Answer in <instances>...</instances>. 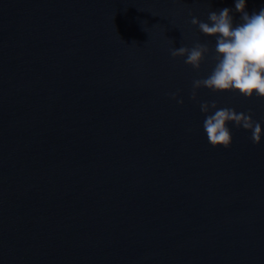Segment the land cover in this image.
Instances as JSON below:
<instances>
[{"label": "water", "instance_id": "1", "mask_svg": "<svg viewBox=\"0 0 264 264\" xmlns=\"http://www.w3.org/2000/svg\"><path fill=\"white\" fill-rule=\"evenodd\" d=\"M235 2L0 0V264H264V138L214 147L200 109L264 127V99L193 100L214 53L170 51Z\"/></svg>", "mask_w": 264, "mask_h": 264}, {"label": "clouds", "instance_id": "2", "mask_svg": "<svg viewBox=\"0 0 264 264\" xmlns=\"http://www.w3.org/2000/svg\"><path fill=\"white\" fill-rule=\"evenodd\" d=\"M245 9L246 0H236L235 10L242 14L243 22L235 27L229 8L221 9L219 13L209 12V22L192 17L191 23L197 25L204 35L216 38L214 48L207 43L197 42L191 48L182 46L170 50L172 57H186L185 63L197 70L206 57L214 53L212 59L215 66L211 73L204 79L193 81V100L197 99L200 88L214 92H239L247 98L255 96L264 99V9L251 15ZM170 95L179 104L184 103L177 93ZM200 109L205 114L204 131L214 147L229 148L232 145L230 123L250 131L254 144L259 145L264 138V127L253 119L251 113H238L228 107L218 108L215 102H202Z\"/></svg>", "mask_w": 264, "mask_h": 264}]
</instances>
